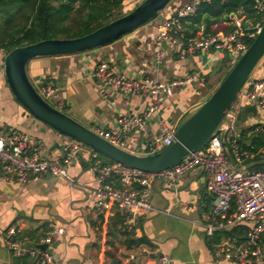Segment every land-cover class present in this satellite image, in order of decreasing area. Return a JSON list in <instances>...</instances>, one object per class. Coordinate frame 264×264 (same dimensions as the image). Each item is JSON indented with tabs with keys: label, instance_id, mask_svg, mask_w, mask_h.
<instances>
[{
	"label": "crops",
	"instance_id": "crops-1",
	"mask_svg": "<svg viewBox=\"0 0 264 264\" xmlns=\"http://www.w3.org/2000/svg\"><path fill=\"white\" fill-rule=\"evenodd\" d=\"M133 1L140 0H123L121 12L125 13L126 9L132 8ZM193 1L188 0L182 5ZM182 5L176 4L164 13L161 11V14L173 15ZM237 15L240 16V13ZM158 20L155 17L104 46L76 54L33 58L26 65L28 77L33 79L35 86L50 82L57 89L54 97L57 93L70 97L73 103L67 105L61 99L58 106L68 108L70 113L67 115L82 125L90 129H114L119 114L142 111L147 99L143 95L125 96L107 90L92 76V72L101 61L109 62L116 72L135 78L154 71ZM162 51L160 70L155 72L160 80L182 78L192 70L201 69L205 62L202 60L205 54L181 58L173 47L167 46ZM3 57L4 52L0 50V130L14 127L29 133L45 145L46 155L51 160L61 164L63 145L69 139L35 119L15 99L4 76ZM228 58L233 60V56ZM205 67L202 68V75L207 78L210 72ZM211 69L219 72L222 67L211 66ZM263 78L264 56L251 79ZM205 86L206 83L202 88ZM195 88L196 85L178 88L164 99L160 111L150 120L149 129L138 135L127 136V144L134 147L131 149L140 151L144 143L159 132L158 116L176 124L188 111L199 106L202 101L190 97ZM200 93L203 94L201 90ZM254 109V116L248 114L244 121H239L247 123L243 129L264 125V108ZM240 130L237 127V134ZM257 154L264 155V145L254 152V156ZM244 161L234 163L233 168L248 171ZM66 171L76 184L69 185L66 179L58 176H40L37 180L20 183L10 179L6 171L0 169V264H38L30 257L13 256L5 247L4 235L8 228L14 227L26 248H38L50 222L65 226L64 234L54 238L50 245L60 264H108L105 257L108 217L114 212L105 216L95 207L96 174L90 148L85 147L66 166ZM205 180L206 174L201 167L179 175L175 183L155 179L145 196L151 209L143 216H136L135 224L126 223L128 229L134 228L135 237H144L147 242L130 249L118 243L117 264H156L161 254L169 257V264H237L217 260L214 245L218 241L213 242L217 233L231 230L236 225L216 232L212 238L206 235L202 216L212 207L214 196L206 190ZM223 237L226 236L220 239ZM111 261L109 259V263ZM251 264H264V259Z\"/></svg>",
	"mask_w": 264,
	"mask_h": 264
},
{
	"label": "built area",
	"instance_id": "built-area-1",
	"mask_svg": "<svg viewBox=\"0 0 264 264\" xmlns=\"http://www.w3.org/2000/svg\"><path fill=\"white\" fill-rule=\"evenodd\" d=\"M194 0L176 10L177 15H157L159 18L155 40L157 48L153 61L154 71L141 78H135L125 73L116 72L107 61L99 62L92 76L107 89L125 96L143 95L147 99L145 108L132 114H119L114 129L105 130L95 127L97 135L110 143L139 154H151L161 150L174 140L176 124L157 117L159 132L144 143L141 150H133L126 138L130 134H140L149 129L150 120L161 109L164 99L171 96L176 89L189 85L203 87L206 76L202 68L216 57L240 56L247 48V39L254 37L264 23V2L256 1L255 8L263 13L262 19L251 23L244 15L236 13L226 15L227 24L232 26L229 31H218L205 34L202 29L193 37L185 38L182 33L181 18L193 15L200 2ZM244 24H247L246 26ZM176 50L177 56L206 55L201 69L186 73L182 78L160 80L156 77L162 62L163 51L161 43ZM1 50V49H0ZM2 51V50H1ZM211 67V66H210ZM39 94L47 101L56 92L50 83L40 84ZM194 93L201 96L200 89ZM247 106L264 108V78L249 79L242 87L231 110L226 115L217 133L200 150L190 152L180 163L158 172H147L134 169L117 162H104L95 151L91 150L93 169L95 171L96 187L94 188L95 207L102 215H111L115 210L127 214L126 223L135 224L136 216L145 215L151 205L146 194L155 179H165L175 183L179 175L201 167L206 174V190L214 196L213 205L203 214L202 224L206 235L210 238L216 232L246 223L249 228L245 240L239 242L235 236H226L215 243L214 254L217 260L251 264L264 259V171L248 172L233 168L234 162L226 157L230 149L233 159L240 163L253 157L254 153L243 149L238 143L237 123L241 110ZM264 136V125L254 129ZM80 142L69 139L63 145L62 163L54 162L46 155L45 145L35 140L29 133L18 128L8 127L0 130V169L6 171L10 179L20 183L37 180L40 176L50 173L66 179L69 185L76 181L67 174L68 166L85 148ZM65 226L50 222L47 224L40 244H46L45 249L26 248L17 237V229L8 228L4 235L6 249L15 257L28 256L38 264H60L50 248L54 238L62 236ZM169 257L161 254L156 264H169Z\"/></svg>",
	"mask_w": 264,
	"mask_h": 264
},
{
	"label": "water",
	"instance_id": "water-1",
	"mask_svg": "<svg viewBox=\"0 0 264 264\" xmlns=\"http://www.w3.org/2000/svg\"><path fill=\"white\" fill-rule=\"evenodd\" d=\"M170 1L142 0L129 12L83 36L44 39L10 50L3 57V72L11 93L35 119L59 135L78 141L113 162L147 172H158L180 163L190 152L204 148L217 133L242 87L262 60L264 23L248 48L240 56L233 57L234 64L211 94L180 118L175 127L174 140L151 154L120 148L55 108L39 94L26 71L28 61L36 57L76 54L110 44L153 20ZM176 15L175 11L173 16ZM161 47L166 49L167 45L162 42ZM205 59L204 55L202 60ZM251 108L241 110L239 121H244L248 114L255 115L256 110ZM50 177V173L42 175V178ZM46 247V244L38 245L39 249Z\"/></svg>",
	"mask_w": 264,
	"mask_h": 264
},
{
	"label": "trees",
	"instance_id": "trees-1",
	"mask_svg": "<svg viewBox=\"0 0 264 264\" xmlns=\"http://www.w3.org/2000/svg\"><path fill=\"white\" fill-rule=\"evenodd\" d=\"M256 1L264 2V0H203L193 15L180 19L183 36L185 38L195 36L201 26L205 34L229 31L232 26L224 23V20L226 15L232 13L239 12L251 23L258 22L262 19L263 13L255 8ZM122 3L123 0H0V49L5 55L16 47L44 39L83 36L127 13L119 9ZM253 39L254 37L247 39L248 45ZM229 69L230 66H227L223 77ZM256 126L252 125L238 132V143L252 153L264 145V136L254 130ZM98 155L106 163L113 162L101 154ZM226 157L236 163L230 149ZM243 164L248 165L249 172L264 171V155L257 154L252 159H246ZM126 218L127 214L119 210H115L113 215L108 217L105 250L108 264H117L118 243L130 249L147 242L144 237L134 236V228L128 229ZM248 228V224L239 223L231 230L217 233L213 242L219 241L221 236H235L239 242H243ZM122 236L124 239H121ZM109 259L112 260L110 263Z\"/></svg>",
	"mask_w": 264,
	"mask_h": 264
},
{
	"label": "rangeland",
	"instance_id": "rangeland-1",
	"mask_svg": "<svg viewBox=\"0 0 264 264\" xmlns=\"http://www.w3.org/2000/svg\"><path fill=\"white\" fill-rule=\"evenodd\" d=\"M140 1H133L132 3V8L126 9L125 11L129 12L131 9H133L136 5H138ZM188 0H171L161 11L162 13H164L163 11L168 10L169 7L175 6L177 4V6L180 4L182 5L183 3H186ZM237 57V55H236ZM235 60H230L228 57H225L222 60H217L216 57H213V59L209 62L208 65H206V69L210 72L209 76L206 78V86L204 88L196 85V88L200 89L203 94H201L200 97L196 96L194 93H190V97L193 100H201L204 101L208 95L213 91V89L217 86V84L221 81V79L223 78V74L225 73L227 66H231L234 64ZM261 63V61L258 63V65ZM257 65V66H258ZM208 66H212L214 68V66H221L222 69L221 71L217 72L215 69H211V67ZM253 77V73L251 74L250 78ZM30 81L32 82V84L34 85L33 79L29 78ZM35 86V85H34ZM190 86V85H189ZM36 89H38V86H35ZM63 100L64 102L67 103V105H69L70 103H73V100L70 97H66L63 96L62 93H57V95L54 97L52 96L51 98L47 99V101L53 105L55 108L61 110L64 113H70V111L68 110V108H64V107H60L58 106V101L59 100ZM72 100V101H71ZM247 123L245 122H238L237 123V127L243 129L244 125H246ZM246 128V127H245ZM244 128V129H245Z\"/></svg>",
	"mask_w": 264,
	"mask_h": 264
}]
</instances>
